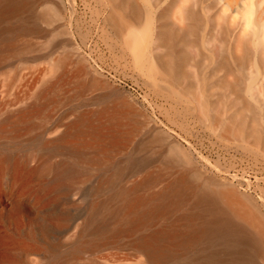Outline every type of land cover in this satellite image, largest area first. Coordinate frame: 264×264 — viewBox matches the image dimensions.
Returning <instances> with one entry per match:
<instances>
[{
	"label": "rangeland",
	"instance_id": "rangeland-1",
	"mask_svg": "<svg viewBox=\"0 0 264 264\" xmlns=\"http://www.w3.org/2000/svg\"><path fill=\"white\" fill-rule=\"evenodd\" d=\"M55 4L63 8V20L19 29L23 21L32 23L29 14L49 12ZM112 10L111 0H35L22 15L0 22L17 29L0 36V264H151L133 241L157 232L171 255L162 264H264V246L256 252L238 234L228 242L219 222L194 207L195 195L153 214L156 198L133 208L188 169L167 162L177 143L192 169L264 221V121L254 123L243 100L234 101L219 83L203 98L206 83L197 86L195 74H208L217 55L208 53L212 45L202 36L198 47L204 53L190 47L185 77L172 83L148 52L136 57L126 46L110 20ZM202 29L208 31L209 24ZM258 72L254 63L244 76L243 98ZM234 74L216 69L210 79ZM246 102L264 115V88L258 100ZM99 109L121 125L125 138L119 148L71 130L75 117ZM235 111L249 120L245 130L228 120ZM65 127L70 135L57 146L48 144ZM150 139L160 141L143 149ZM131 156L144 161L132 165ZM66 168L69 173L56 179ZM118 172L125 174L116 178ZM156 174L152 184L134 189ZM190 234L194 241L182 244Z\"/></svg>",
	"mask_w": 264,
	"mask_h": 264
},
{
	"label": "bare ground",
	"instance_id": "bare-ground-1",
	"mask_svg": "<svg viewBox=\"0 0 264 264\" xmlns=\"http://www.w3.org/2000/svg\"><path fill=\"white\" fill-rule=\"evenodd\" d=\"M34 1L0 0V22L12 19L15 15H22L25 10L30 9L31 3ZM111 1L113 16L110 17V20L126 46L134 51L136 57H141L148 52L151 64L156 65L162 71L161 73L167 75L170 82L178 83L185 77L183 68L188 64L189 50L192 48L191 50L199 56L204 53L198 47L199 39L202 36L200 41L212 45L211 51L208 53L217 55L214 67L208 74L206 73L201 79L199 76L203 73L200 70L195 74L197 86H199V82L206 83L202 88L203 98H209L210 90L213 91V88H216V85L213 84L219 83V90L224 89L228 95H233L234 101L243 100L244 112L251 114L254 123L264 121L262 111L257 109L260 117L255 111L250 110L251 103L246 102L253 99L258 100L262 88H264V0H145L144 6H141L137 0ZM210 11L213 12V15L206 18L205 15ZM27 17H31L32 23L23 21L19 26L22 31H30L33 27L34 30H37L36 27L40 23L48 25L55 19L63 20L64 10L59 4H55L49 12L44 11L39 15L29 14ZM20 19L24 20V17H20ZM205 24H209V29L201 33ZM7 26H0V36L17 32V29L11 24ZM61 33L65 34V30H62ZM223 50L231 58V63L228 59L226 60ZM254 63L261 69V73L258 72L256 77H253L250 90L243 98L241 82L244 76L251 74V67L254 66ZM222 68H225L226 75H235L236 72L238 76L231 79L221 78L217 82L212 81L211 74L216 72V69ZM200 106H202V102ZM201 111L204 115L209 110ZM102 118L107 121L101 123L99 120ZM228 120L230 122L237 121L240 130H245L246 121H249L244 119L243 114L239 111L232 113ZM71 130L75 134L81 132L91 134L97 142L96 144L104 147L119 148L125 138L121 125L111 121V115L107 109L88 111L75 117L71 123ZM247 130L257 131L255 127H247ZM67 135L70 134L68 127H65L57 136L49 140L48 144L57 146L61 139ZM158 141L160 139L146 141L143 143V149H150ZM171 147L174 159H169L167 162L170 164L180 162L187 165L188 169L180 173L171 183L156 192L147 201H137L133 208L139 204L146 205L152 198H156L160 201L150 209L153 214L168 209L170 205H179L189 195H195L194 207L201 212L211 214L213 221L219 222L218 225L223 228L224 232L221 234L226 236L228 242L234 241L235 235L238 234L244 235L248 245L252 246L251 248L256 252L260 245L264 246V221L259 212L244 210L243 206L231 202L220 191L221 185H214L215 183L204 178L197 170L192 169L190 157L177 143H173ZM133 157H130L132 165L144 161L141 157L137 158L138 161ZM68 171L67 168L60 172L57 171L56 179L64 177L66 173H69ZM125 172H118L116 178H121ZM158 176V174L145 176L134 185V189L152 184ZM141 222L140 219L139 223ZM246 227L253 229V233L246 232ZM115 232L119 234L121 230ZM194 239V234H190L180 242L187 244L193 242ZM166 240L160 232H157L155 235L136 239L133 243L138 251L145 254L149 263L162 264L171 256L161 245L165 244Z\"/></svg>",
	"mask_w": 264,
	"mask_h": 264
}]
</instances>
